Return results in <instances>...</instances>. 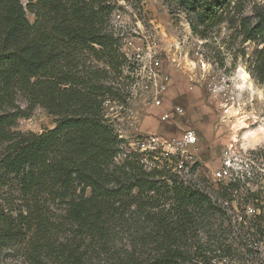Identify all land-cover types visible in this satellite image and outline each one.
I'll return each instance as SVG.
<instances>
[{
    "label": "trees",
    "instance_id": "trees-1",
    "mask_svg": "<svg viewBox=\"0 0 264 264\" xmlns=\"http://www.w3.org/2000/svg\"><path fill=\"white\" fill-rule=\"evenodd\" d=\"M174 1L199 30L241 0ZM113 2L0 0V108L19 91L29 109L59 117L42 133H11V118L28 113L0 114L7 142L0 185L14 189L24 208L15 218L0 211V237L25 238L32 264H219L201 237L213 228L204 223L215 209L209 194L168 163L149 166L136 152L115 161L120 140L102 113L104 96L120 92L114 84L125 60L110 28ZM258 17L243 27L263 45L264 12ZM106 66L117 72L114 84L104 83ZM253 69L264 81L263 46Z\"/></svg>",
    "mask_w": 264,
    "mask_h": 264
},
{
    "label": "rangeland",
    "instance_id": "rangeland-1",
    "mask_svg": "<svg viewBox=\"0 0 264 264\" xmlns=\"http://www.w3.org/2000/svg\"><path fill=\"white\" fill-rule=\"evenodd\" d=\"M21 1L26 6L27 0ZM113 1L115 9L110 28L121 39L134 40L131 53L145 51L148 45L145 37L150 35L151 49L163 60V69L171 80L162 95L161 106L150 102L142 91H138L135 101L125 103L136 112L132 118L136 134L155 135L170 141L179 139L184 130L192 129L199 138L197 160L192 167L188 164V169H175L177 157L161 152L139 153L143 161L149 166L156 161L160 167L168 163L173 172L212 198L215 209L209 212V219L204 223H210L213 228L209 233L204 231L201 237L212 243L215 261L264 264V81L253 69L255 51L264 44L248 40L243 27L258 24V14L264 12V0H241L236 5L233 2L223 20L206 29L199 26V30L194 29V17L174 0ZM27 16L32 22L35 20L30 11ZM118 21L126 27L120 30ZM109 73L111 77L117 74L111 69ZM128 83L125 80L121 89L117 87L121 103L132 92ZM29 106L25 93L18 91L13 95V104L0 108V114L11 116L17 111L28 113L11 118L12 124L6 131L42 133L56 127L58 116L40 105L32 109ZM175 106H181L183 113H175ZM166 111L171 114L164 120L162 115ZM240 117L246 124L236 129ZM234 134L237 139H233ZM6 145L0 138V158ZM224 152L235 160L243 158L249 163L243 167L244 176L236 183L220 182L213 177ZM13 190L0 185V211L11 218L24 210L22 199ZM24 239L7 241L0 237V264H32ZM124 242L129 244L130 240Z\"/></svg>",
    "mask_w": 264,
    "mask_h": 264
},
{
    "label": "built area",
    "instance_id": "built-area-1",
    "mask_svg": "<svg viewBox=\"0 0 264 264\" xmlns=\"http://www.w3.org/2000/svg\"><path fill=\"white\" fill-rule=\"evenodd\" d=\"M117 19H121L120 14L115 15ZM118 21L117 25L125 28ZM112 31L114 32L113 28ZM114 36L118 40L119 50L125 55V60L118 70V84L111 82V73L105 79V84H114L115 87H121L124 81L127 80L128 87L131 89V94L121 103L117 94H106L102 102V113L106 124L113 130L120 140V151L115 157V161L119 162L120 159L126 157L127 154L148 153V152H161L165 156H176L178 161L175 169L183 171L188 169V164L193 166L196 162L197 153L196 146L199 142L198 135L195 130H184L182 136L177 140L163 141L155 135H140L135 132V125L133 116L135 110L128 108L125 103H131L138 97V91H142L150 102L156 106L163 104V94L169 88L171 80L163 69V60L156 56L152 48V40L149 39L150 35L145 37L147 40V47L145 51H134L131 53V48L134 46L133 39H121L119 34L114 32ZM133 38V37H132ZM101 66H104L101 62ZM110 70V68L107 66ZM110 79V80H109ZM121 89V88H120ZM154 93V95H153ZM175 113H183L181 106L173 108ZM171 111H166L162 115V119L167 120L170 118ZM124 147L126 150H124ZM170 147V149H169ZM123 156V157H122ZM248 159V158H246ZM249 160V159H248ZM249 165L245 159H234L224 152L220 165L213 171V177L217 181H228V184L236 183L242 178L246 172L243 167ZM190 167V168H191ZM189 168V171H190Z\"/></svg>",
    "mask_w": 264,
    "mask_h": 264
},
{
    "label": "bare ground",
    "instance_id": "bare-ground-1",
    "mask_svg": "<svg viewBox=\"0 0 264 264\" xmlns=\"http://www.w3.org/2000/svg\"><path fill=\"white\" fill-rule=\"evenodd\" d=\"M193 64V62H191ZM245 77V76H244ZM246 124V121L245 119H243L242 117L238 118L237 122H236V129L240 128V127H243L244 125ZM263 128V127H262ZM235 129V127H234ZM255 132H251L250 134H254ZM233 139H237V136L236 134L233 135Z\"/></svg>",
    "mask_w": 264,
    "mask_h": 264
}]
</instances>
